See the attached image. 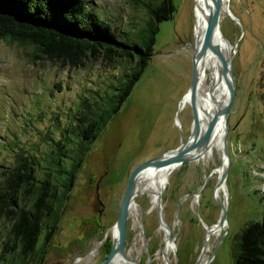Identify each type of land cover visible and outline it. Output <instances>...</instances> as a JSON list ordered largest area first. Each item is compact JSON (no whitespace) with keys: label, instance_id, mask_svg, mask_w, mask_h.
I'll list each match as a JSON object with an SVG mask.
<instances>
[{"label":"rangeland","instance_id":"1","mask_svg":"<svg viewBox=\"0 0 264 264\" xmlns=\"http://www.w3.org/2000/svg\"><path fill=\"white\" fill-rule=\"evenodd\" d=\"M86 2L108 23L118 40L125 39L124 33H136L147 19L132 0ZM173 4L171 17L159 23L148 64L129 95L106 127L83 145L76 136L77 122L72 121L81 103L98 100L95 91L102 95L117 75L133 69L134 61L110 59L101 51L71 64L67 58L49 57L42 52L37 58L34 45L0 38V176L4 169L24 163L34 164L36 169L57 167L62 169V174L56 176L58 180L73 179L45 258H72L97 246L116 222L129 174L142 162L176 148L181 132L185 139L189 135L194 112L190 104L180 109V101L189 87L193 67L195 0H173ZM227 11L221 29L235 45V97L227 116V232L211 238L209 249L203 250L207 226L216 223L221 212L215 191L220 156L215 153L207 163L183 162L168 175L161 195L163 218L173 229L176 244L170 264H194L202 251L205 260L201 264L207 259L205 264H235L238 235L246 224L262 218L264 107L260 79L264 73V0H230ZM51 141H61V165L49 164ZM58 157L54 155V162ZM96 185L104 204L101 213L94 210ZM136 200L141 218L137 225L132 217L127 219L126 255L138 264H167L163 260L165 231H161L157 208L149 211L147 195ZM12 223L0 204V264L9 257L3 251L4 242L10 243L7 233ZM108 242H112L111 231L91 256L95 264L107 254Z\"/></svg>","mask_w":264,"mask_h":264},{"label":"trees","instance_id":"2","mask_svg":"<svg viewBox=\"0 0 264 264\" xmlns=\"http://www.w3.org/2000/svg\"><path fill=\"white\" fill-rule=\"evenodd\" d=\"M132 1L140 5L147 19L136 33L131 36L124 33L125 39L118 40L108 23L88 8L86 0H0V38L34 45L37 58L42 52L79 64L82 57L97 56L103 51L110 59L134 61L133 69L117 75L102 95L95 91L98 100L81 103L72 121L77 122L76 136L82 145L106 127L129 95L148 64L159 23L169 19L174 11L173 0ZM135 47L140 53L134 52ZM260 84L264 107V73ZM51 146V152H46L49 156L52 154L50 166L61 165V141H51ZM86 149L83 146V150ZM54 155L59 156L56 162ZM2 172L1 210L13 221L9 235L6 232L10 243L4 242L3 255H9L5 264H43L56 222L65 211L73 179L58 180L56 176L62 174V169L57 170V167L55 170L36 169L34 164L24 163ZM110 247L111 243H106L107 252ZM235 264H264V209L261 220L249 222L238 235Z\"/></svg>","mask_w":264,"mask_h":264},{"label":"bare ground","instance_id":"3","mask_svg":"<svg viewBox=\"0 0 264 264\" xmlns=\"http://www.w3.org/2000/svg\"><path fill=\"white\" fill-rule=\"evenodd\" d=\"M215 1L216 0H210L206 3V0H195L196 28L195 42L192 46V54L195 53L201 45L202 36L206 28V16L207 13L210 12V6ZM220 1L222 11L220 16L219 29L223 33L221 29V21L225 18L226 14L228 13L227 10L229 9L230 0ZM233 49L234 46L232 45L231 41L227 44L226 42H223L220 35L217 34L215 36V40L213 41L211 48L208 49L205 57L197 59L195 61L198 75V85L196 91V104L193 112L195 111L198 127L197 129H193L192 137L189 141L190 147H193L186 152V155L189 158H193L194 160H203L207 163L213 158L214 154L217 153L221 158V166L217 168L219 169V173L223 170L227 162V157L223 153L221 144V136L224 130L223 120L219 118L216 127L211 136L208 138V140L203 142L200 139L202 133L206 130L212 113H214L216 109L224 106L228 99L229 85L232 83V78L230 77L229 71H227L226 74L225 65L226 63L229 64L232 62L230 60L233 58ZM189 104L190 103L187 100L182 101L180 104V109L183 107L185 108ZM178 123L181 126L179 120ZM193 125L194 122L192 123V126ZM170 167L171 166H148L147 168L142 169V171H140L135 176V179L133 181V192L135 194V197L134 201L131 203V206L129 208V216L132 217L135 225L139 223V219L141 218H139L138 216L141 212V206L137 202L136 198L139 196L147 195L149 197V201L151 202V208L149 211L152 212L154 209H156L159 204V196L162 195L164 188L167 184L168 176L166 174L167 170ZM175 168H173V170ZM217 169L215 170V172H217ZM215 191L216 199L220 201V203H218L222 205L223 208H227L228 189L226 184L224 183L221 186L217 185L215 187ZM198 199L199 197L196 198V203L198 202ZM223 200L224 203H222ZM162 206L163 205L161 202V209ZM161 218L162 224H160V228L161 231L163 229L165 231V246L163 249V260H165L167 264H170V253L176 247V244L173 240L168 239L169 229H173L168 226L167 223H165L162 213ZM226 227L227 222H225L223 225L216 223L211 227L207 226L205 241L206 245L204 251L209 249V243L211 238L220 236L224 229H226ZM112 231L113 234H116V227H113ZM127 258L128 259L120 257L111 264H132L134 262L130 256H127Z\"/></svg>","mask_w":264,"mask_h":264},{"label":"water","instance_id":"4","mask_svg":"<svg viewBox=\"0 0 264 264\" xmlns=\"http://www.w3.org/2000/svg\"><path fill=\"white\" fill-rule=\"evenodd\" d=\"M209 1L210 0H206V3ZM210 7H211L210 12H208L206 16V28L202 36L201 45L199 49L195 53L192 54L193 67H192L189 87L180 101V103L184 100L189 101L193 110L196 104V91H197V85H198V75H197V68L195 65V61L197 59H201L205 57L208 49L211 48L213 41L215 40V36L217 34L220 35L223 42H226L227 44L230 43V41L225 37V35L219 29L220 28V24H219L220 16H221V11H222L221 1L216 0ZM232 45L235 46L234 44ZM133 50L135 53H140V50L137 47H135ZM230 61H232V59ZM227 71H229L230 77L232 78V83L229 85L228 99L224 106L216 109L214 113H212L209 119L208 125L206 127V130L202 133V136L200 139L203 142L208 140V138L213 133L219 118L223 120L224 130L221 136V144H222L223 153L227 157V162L218 177L216 185H219V186L225 183L227 172H228V167L230 164V153H229L228 139H227V133L229 129V126L227 125V116H228V113L230 111L231 105L235 97V78L232 72V62L229 64L226 63L225 65L226 74H227ZM177 121H178V118H176V122ZM193 122H194V125L192 126L191 124L190 133L186 139L184 138L183 132H181L180 144L176 148L170 149L158 157H153V158H150L142 162L129 174L128 179H127V184L125 187V191H124L121 203H120L118 216H117L115 224L112 226V228L116 227V234H113L112 228L107 229L105 232L104 238L98 242L97 246L92 248L88 253H85L82 255H76L75 258L73 259V264L75 262L79 263L81 260L85 259L86 257L93 255L98 250L99 246L103 243L109 231H111V241H112L111 247L107 255L101 260L99 264H111L112 262H114L120 257L128 259L126 256V252H125L126 223H127V219L129 216V208L131 206V203L134 201V197H135V194L133 192V181L135 179V176L140 171H142V169H145L148 166H160V167L171 166L167 170L166 175L168 176L173 170V168L177 167L178 165H181L183 162L193 161L194 159L189 158L186 155V152L193 147V146L190 147L189 141H190V138L192 137L193 129H197L198 127L195 111L193 113ZM97 190H98V185H96L94 210L101 213L103 210L104 204L101 201ZM220 206H221V212H220V216L217 219L216 223L223 225L226 222V209L227 208H223L222 205ZM161 213H162L161 196H159V204L157 206V215H158L159 222L162 224ZM214 224L209 225V227L213 226ZM224 231L225 233L227 232V227L226 229H224ZM171 233H172V230L169 229V232H168L169 240H173ZM205 241H206V238H205ZM202 260H203V251L200 253L198 260L194 264H201ZM136 264H138V262Z\"/></svg>","mask_w":264,"mask_h":264},{"label":"flooded vegetation","instance_id":"5","mask_svg":"<svg viewBox=\"0 0 264 264\" xmlns=\"http://www.w3.org/2000/svg\"><path fill=\"white\" fill-rule=\"evenodd\" d=\"M90 250H91V248H90ZM89 250V251H90ZM110 250V249H109ZM89 251H87L86 253H88ZM98 252V250L95 252V253H97ZM109 252V251H108ZM107 252V253H108ZM95 253L93 254V256L95 255ZM107 255V254H106ZM105 255V256H106ZM92 256V255H91ZM91 256H89V257H86L85 259H83V260H81L80 262H84L83 264H95L93 261H92V257ZM104 256V257H105ZM75 258V256L74 257H72V258H63V256H57V255H47V257L45 258V260H44V262L46 263V264H73V259ZM103 259V258H102ZM102 259H100V261L99 262H97L96 264H99L100 262H101V260ZM133 259V258H132ZM66 261V262H65ZM135 261V260H134ZM79 262V263H80ZM135 262H137V261H135ZM74 264H78L77 262H75Z\"/></svg>","mask_w":264,"mask_h":264}]
</instances>
